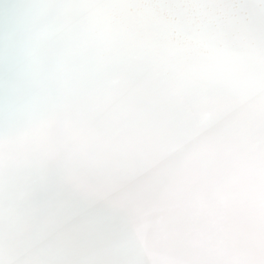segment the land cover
<instances>
[{
	"label": "bare ground",
	"instance_id": "bare-ground-1",
	"mask_svg": "<svg viewBox=\"0 0 264 264\" xmlns=\"http://www.w3.org/2000/svg\"><path fill=\"white\" fill-rule=\"evenodd\" d=\"M248 1L0 0V264H264V136L113 80L264 85Z\"/></svg>",
	"mask_w": 264,
	"mask_h": 264
}]
</instances>
